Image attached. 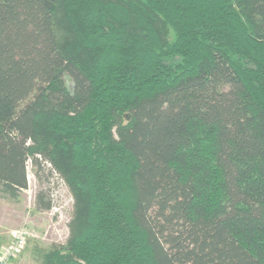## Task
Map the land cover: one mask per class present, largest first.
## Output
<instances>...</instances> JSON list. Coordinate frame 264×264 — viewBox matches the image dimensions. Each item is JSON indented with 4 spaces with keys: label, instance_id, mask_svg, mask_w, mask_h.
Instances as JSON below:
<instances>
[{
    "label": "trees",
    "instance_id": "trees-1",
    "mask_svg": "<svg viewBox=\"0 0 264 264\" xmlns=\"http://www.w3.org/2000/svg\"><path fill=\"white\" fill-rule=\"evenodd\" d=\"M29 163L41 264H264V0H0L4 198Z\"/></svg>",
    "mask_w": 264,
    "mask_h": 264
},
{
    "label": "rangeland",
    "instance_id": "rangeland-1",
    "mask_svg": "<svg viewBox=\"0 0 264 264\" xmlns=\"http://www.w3.org/2000/svg\"><path fill=\"white\" fill-rule=\"evenodd\" d=\"M41 189L50 190L54 207L51 211L37 208L35 198ZM73 212L74 198L66 183L55 172L46 170L37 177L29 163L28 189L15 201L0 192V248L11 242L13 232L23 230L27 246L15 264H41V250L66 244Z\"/></svg>",
    "mask_w": 264,
    "mask_h": 264
},
{
    "label": "built area",
    "instance_id": "built-area-1",
    "mask_svg": "<svg viewBox=\"0 0 264 264\" xmlns=\"http://www.w3.org/2000/svg\"><path fill=\"white\" fill-rule=\"evenodd\" d=\"M27 246V239L23 230L11 234V242L0 248V264H15Z\"/></svg>",
    "mask_w": 264,
    "mask_h": 264
}]
</instances>
